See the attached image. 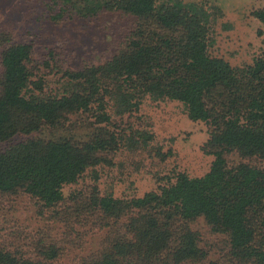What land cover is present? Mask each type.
<instances>
[{"label":"trees","instance_id":"trees-1","mask_svg":"<svg viewBox=\"0 0 264 264\" xmlns=\"http://www.w3.org/2000/svg\"><path fill=\"white\" fill-rule=\"evenodd\" d=\"M54 3L56 20L110 12L133 16L135 26L110 59L63 69L58 85L38 74L31 44L0 34V194L26 193L56 219L70 217L68 201L77 202V215L89 207L94 225L108 233L81 264H264V168L244 160L264 158V52L241 66L214 54L223 13L208 0ZM252 14L264 24V5ZM146 99L180 101L191 120L210 124V170L179 172L143 196L94 188L67 197L64 187L89 168L150 145L154 132L126 121ZM44 130L48 135H38ZM22 135L28 137L13 142ZM234 154L240 160L231 163ZM199 218L227 237L223 261L200 245L191 226ZM59 250L41 244L39 256L25 257L0 247V264H55Z\"/></svg>","mask_w":264,"mask_h":264},{"label":"rangeland","instance_id":"rangeland-1","mask_svg":"<svg viewBox=\"0 0 264 264\" xmlns=\"http://www.w3.org/2000/svg\"><path fill=\"white\" fill-rule=\"evenodd\" d=\"M54 1L0 0V34L7 33L13 42L31 44L33 64L39 75L51 80V85L55 82L58 85L63 69H79L110 59L124 46L135 26L133 16L110 12L87 18L73 14L56 20L52 15L59 6ZM208 1L223 13L216 25L214 54L241 66L264 52V24L252 14L264 1ZM52 50L54 55L50 56ZM73 121L76 124L75 117ZM126 121L154 132V140L140 151L122 150L114 158L110 154L113 164L89 168L76 184L64 187L67 197L72 193L88 194L94 188L116 197L143 196L170 178L175 181L179 172L197 177L210 170L214 156L206 153L204 146L211 126L205 121L191 120L182 102L146 99L140 111ZM61 132L70 133L64 129ZM38 135L46 136L48 131ZM27 137L17 136L13 142ZM229 160L234 163L240 157L230 155ZM244 160L264 168V158L253 156ZM76 207V201H68L64 208L70 217L56 219L48 210L41 214L37 200L26 193L0 194V247L25 257H36L41 244L52 243L60 249L55 264H81L83 258L103 248L108 230L94 225L89 207H84L78 215ZM191 226L199 232L200 245L212 261H223L228 256L225 235L214 233L203 218Z\"/></svg>","mask_w":264,"mask_h":264}]
</instances>
